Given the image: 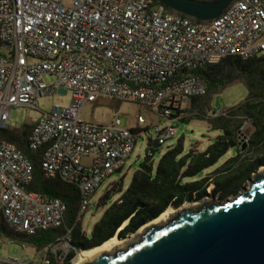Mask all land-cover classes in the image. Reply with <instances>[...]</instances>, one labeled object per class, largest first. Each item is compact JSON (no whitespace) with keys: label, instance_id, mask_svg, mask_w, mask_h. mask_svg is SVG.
Masks as SVG:
<instances>
[{"label":"built area","instance_id":"built-area-1","mask_svg":"<svg viewBox=\"0 0 264 264\" xmlns=\"http://www.w3.org/2000/svg\"><path fill=\"white\" fill-rule=\"evenodd\" d=\"M262 55L264 0H235L203 22L170 14L154 0H0V130L12 128L14 108L39 110L43 97L71 93L66 106L55 105L35 120L27 145L42 151L45 177L79 190L81 221L97 190L125 168L147 123L140 114L133 128L121 118L87 122L81 118L86 103H139L171 121L184 102L206 94L197 71L231 56ZM151 127L145 157H154L177 133L172 123ZM251 128L245 121L241 140ZM32 177V163L17 145L0 139V214L10 229L28 236L64 228L37 252L38 264H66L72 252L73 263L81 250L71 244L72 228L64 226L66 205L28 192ZM0 263L34 264L24 257Z\"/></svg>","mask_w":264,"mask_h":264},{"label":"trees","instance_id":"trees-1","mask_svg":"<svg viewBox=\"0 0 264 264\" xmlns=\"http://www.w3.org/2000/svg\"><path fill=\"white\" fill-rule=\"evenodd\" d=\"M165 10L194 22H203L168 7ZM196 75L206 82V94L191 98L189 108L176 109L173 118L181 115L180 120L187 123L194 119L205 120L211 129L219 130L221 134L204 151H199L196 145L186 150L184 137H180L157 163L154 157H144L127 186L122 178L112 183L99 199L97 207L104 211L90 234L77 219L79 190L60 179L45 177L41 168L42 151L29 150L27 137L31 126L26 125L27 129L22 127L21 130H0V139L16 144L32 163L33 177L26 190L48 198H58L66 205L64 226L72 228L71 244L76 249H92L115 235L122 239L134 234L147 222L158 218L169 206L179 208L186 202L209 196L207 189L210 185H213L212 196L220 199L237 196L253 174L264 166V55L248 59L227 57L217 64L205 66ZM237 82H243L246 86V98L225 110V114L208 115L206 107L209 98ZM185 112H188V116L184 117ZM245 121H249L252 127L247 141L241 140V128ZM230 149H236L235 156L202 176L204 171L217 165ZM115 196L118 198L114 199ZM63 232L64 228H59L39 231L33 236L19 234L8 227L0 214V237L28 242L37 252L55 242ZM74 257L72 252L66 264H71ZM50 264L57 263L52 260Z\"/></svg>","mask_w":264,"mask_h":264},{"label":"water","instance_id":"water-1","mask_svg":"<svg viewBox=\"0 0 264 264\" xmlns=\"http://www.w3.org/2000/svg\"><path fill=\"white\" fill-rule=\"evenodd\" d=\"M157 1L177 13L209 21L235 0ZM248 183L249 188L232 200L205 198L163 223L139 228L136 240L84 264H264V166Z\"/></svg>","mask_w":264,"mask_h":264},{"label":"rangeland","instance_id":"rangeland-1","mask_svg":"<svg viewBox=\"0 0 264 264\" xmlns=\"http://www.w3.org/2000/svg\"><path fill=\"white\" fill-rule=\"evenodd\" d=\"M44 81L50 84L54 82V79L52 77L45 76ZM246 96V86L243 82H237L223 90L221 93L213 95L209 98L208 106L206 107V109L209 110L208 115H214L215 112L232 108L241 103L246 98ZM70 100V92H58L53 96L43 97L39 101V110L24 106L14 108L11 113V125L16 126L18 124L32 123L36 119H39L43 115V112H49L55 105L66 106L70 102ZM189 106L190 102H184V104L181 105L180 110H186L187 108H189ZM139 114L143 115L146 118L147 123L146 125L142 126L143 130L137 136L135 149L126 161L125 168L121 172L115 173L102 184V186L95 193L92 199L91 206L83 214L81 222L82 227L87 232V234H90L93 226L97 221H99L104 211L103 208L97 207V203L105 193V191L111 187L112 183L119 181L122 178H124L123 184L127 186L130 183L133 172L139 168L140 163L143 161L146 155L148 135H153L151 127L153 123H172L177 128L176 136L167 141L163 146L160 147V149L155 151L156 154L154 156V160L156 163L158 162L159 158L169 148H171L180 137H184L185 148L186 150H188L193 145L201 148H207L211 143L215 141L217 136L221 134V131L211 129L208 122L205 120L194 119L187 123L180 120V115V117H175L170 121L167 118L162 117L159 113L152 112L150 109L139 103L125 101L120 102L110 98H100L94 103H86L83 107L81 118L87 122H95L100 124H106L116 118H121L124 120L128 127L133 128L136 126V117ZM185 116H188V112L184 113V117ZM235 154L236 149H230L217 165L204 171L202 173V176L212 172L219 165H221L222 162L226 161L230 157L235 156ZM245 188H249V183ZM212 189L213 185H210L207 189V192L209 191V196L205 198H212L218 202H225L226 200H232L236 197L230 196L226 199H220L218 196L211 195ZM117 198L118 196L114 197V199ZM205 198L193 202H186L181 207L175 209L182 210L186 205H200V203ZM165 220L166 219H164L163 221ZM140 232L141 231L139 229L134 234L122 238V243L126 241L136 240L137 235L140 234ZM22 257L31 260L33 259L34 264H38L40 262V258L37 257L35 248L28 242L0 237V258L20 259Z\"/></svg>","mask_w":264,"mask_h":264},{"label":"bare ground","instance_id":"bare-ground-1","mask_svg":"<svg viewBox=\"0 0 264 264\" xmlns=\"http://www.w3.org/2000/svg\"><path fill=\"white\" fill-rule=\"evenodd\" d=\"M187 206H189V205H186L185 207H187ZM179 211L180 210H176L173 206H169L158 218L154 219L150 223L143 225L141 230L149 227L151 224L163 223ZM164 219H166V220L163 221ZM125 225H126V223L123 224V226L120 229H122ZM122 242L123 241L116 235V236L110 238L109 240H107L106 242H104L100 246H97L95 248L88 249V250H81L76 257V260L72 264H84L85 262L89 261L94 256H96L97 254L110 252L113 249H115L118 246H121L122 244L125 243V242L124 243H122Z\"/></svg>","mask_w":264,"mask_h":264},{"label":"crops","instance_id":"crops-1","mask_svg":"<svg viewBox=\"0 0 264 264\" xmlns=\"http://www.w3.org/2000/svg\"><path fill=\"white\" fill-rule=\"evenodd\" d=\"M34 122H35V121H34ZM34 122L29 123V124H18V125H16V126H12L11 129H18V130H21L22 127H25L24 129H27V128H26V125H28V126H31V127L28 128L29 131L31 132V129H32V126H33ZM30 132H29V133H30ZM205 148H206V147H205ZM205 148L198 147V150H199V151H204ZM222 163H223V162H222ZM1 238H2V237H1ZM35 250H36V249H35ZM36 252H37V250H36Z\"/></svg>","mask_w":264,"mask_h":264}]
</instances>
